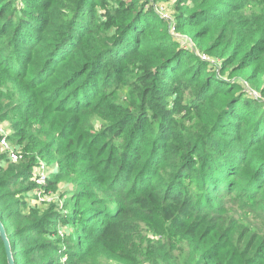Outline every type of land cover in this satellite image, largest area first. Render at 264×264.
Segmentation results:
<instances>
[{
	"label": "trees",
	"instance_id": "1",
	"mask_svg": "<svg viewBox=\"0 0 264 264\" xmlns=\"http://www.w3.org/2000/svg\"><path fill=\"white\" fill-rule=\"evenodd\" d=\"M147 4L0 0V121L22 154L0 149L15 264L156 262L162 247L133 241L139 224L189 246L175 264H264L261 228L224 207L264 221V0H175L173 26ZM39 159L55 170L47 191L85 178L73 198L90 203L39 207ZM70 224L85 233L65 240L56 227Z\"/></svg>",
	"mask_w": 264,
	"mask_h": 264
},
{
	"label": "rangeland",
	"instance_id": "2",
	"mask_svg": "<svg viewBox=\"0 0 264 264\" xmlns=\"http://www.w3.org/2000/svg\"><path fill=\"white\" fill-rule=\"evenodd\" d=\"M157 3V4H156ZM154 4L156 5H164V11H167L168 15H170L172 18H174L175 15V0H171V1H158L155 2ZM154 4L150 5L147 4L146 7L149 8H154L156 7ZM154 6V7H153ZM165 14V12H163ZM173 35L178 36V34L174 31ZM185 40L183 43L185 46L191 47L192 51L195 52V54L199 55L203 60L207 61L209 60V57L206 56L205 58H203V54H201L198 49L194 48V44L191 41H186L188 40L187 38L183 39ZM254 94V93H253ZM107 99V98H106ZM107 110H105L106 113ZM94 119V120H93ZM93 120L94 123V127L96 129L100 128L101 122H107V120L105 119H101L99 116H94V118H90V122ZM41 161H43L42 159H39L37 162V164H39ZM46 163V162H45ZM55 172V171H54ZM51 176V175H50ZM76 176L72 175L70 179L68 180H60L57 182L55 189H51L47 192V197H41L38 195V193L36 192L37 195V200L36 202L38 203V206L41 208H46L51 204H56L59 213L61 214H67L71 208L74 207H78V208H84L85 206H87L90 203V200L86 201L83 200L82 198L79 197H74L73 198V192L77 189L78 184L76 182H80L83 181L85 178H82L80 180H75ZM81 186V185H80ZM33 196V194H30V196ZM26 200L33 202V200H30L28 198H26ZM75 204V205H74ZM225 214L231 218L234 217L237 222L239 224H241L242 227H248L250 229H252V231H256L257 228H261V235H264V221L257 219V216H253V214L251 215L250 213H245V211L243 209H240L238 206L233 205L232 202L226 203L225 204ZM257 211H262L260 209H258ZM256 211V212H257ZM262 213H264V211H262ZM251 215V216H250ZM249 219H251L249 221ZM97 223H100V221H97ZM56 228H58V230H61L62 235H64V239H71V236L75 233L81 234L83 235L85 233L84 230H80L77 228V226L70 224L69 226H65V225H58ZM71 235V236H70ZM77 235V234H76ZM75 235V238H77V236ZM134 239V243L138 246L142 245V248L151 245L154 246L156 248H161V253L158 255V259L156 260V262H154V258L151 255H147L144 253L143 254H133V258L130 261L129 260H125V261H111L110 264H135V262L138 261V263L136 264H175L174 260H177V256H179L180 254H186L189 252V246L186 245H180L177 244L176 248H180V250L177 249H169L167 248L168 246H170V242H169V238L166 235L163 236H159V235H155L153 234V232H151L150 230H148L146 227H144L142 224H139L137 229H136V234L133 236ZM66 243V242H65ZM85 245H87L88 240H84ZM78 250L82 249V248H77ZM150 256V257H148Z\"/></svg>",
	"mask_w": 264,
	"mask_h": 264
},
{
	"label": "built area",
	"instance_id": "3",
	"mask_svg": "<svg viewBox=\"0 0 264 264\" xmlns=\"http://www.w3.org/2000/svg\"><path fill=\"white\" fill-rule=\"evenodd\" d=\"M148 1L150 5L155 3L153 0ZM156 4H154L156 7L153 6L154 11H156L160 17L168 21L169 24L173 26L174 18L168 15L167 11H164V5ZM163 12H165V14ZM202 56L203 58L206 57L204 54ZM10 133L11 131L9 124L6 121H0V149L6 153V156L10 161L17 162L22 158V154L20 153V149L16 146V144L9 140ZM54 171V168H50L44 161H41L39 164L33 167L31 180L38 186L37 193L40 198L47 197L48 191L45 188L48 183V178ZM58 231L60 235H62L61 230Z\"/></svg>",
	"mask_w": 264,
	"mask_h": 264
},
{
	"label": "water",
	"instance_id": "4",
	"mask_svg": "<svg viewBox=\"0 0 264 264\" xmlns=\"http://www.w3.org/2000/svg\"><path fill=\"white\" fill-rule=\"evenodd\" d=\"M0 236H1V239H2V241L4 243L8 264H15L13 256H12V253H11V246H10V243H9L8 238L6 236V233H5V230H4V226H3L2 222H1V220H0Z\"/></svg>",
	"mask_w": 264,
	"mask_h": 264
}]
</instances>
